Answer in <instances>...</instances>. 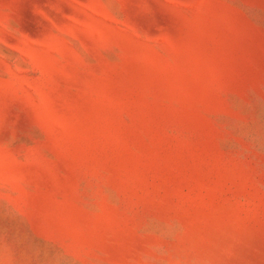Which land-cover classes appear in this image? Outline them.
I'll list each match as a JSON object with an SVG mask.
<instances>
[{
  "label": "rangeland",
  "instance_id": "obj_1",
  "mask_svg": "<svg viewBox=\"0 0 264 264\" xmlns=\"http://www.w3.org/2000/svg\"><path fill=\"white\" fill-rule=\"evenodd\" d=\"M0 264H264V0H0Z\"/></svg>",
  "mask_w": 264,
  "mask_h": 264
}]
</instances>
